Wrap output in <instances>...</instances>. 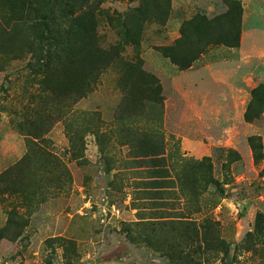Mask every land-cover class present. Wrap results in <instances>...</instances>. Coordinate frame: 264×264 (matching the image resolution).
<instances>
[{
  "label": "rangeland",
  "instance_id": "rangeland-1",
  "mask_svg": "<svg viewBox=\"0 0 264 264\" xmlns=\"http://www.w3.org/2000/svg\"><path fill=\"white\" fill-rule=\"evenodd\" d=\"M14 1L0 7V264H180L169 222L184 214L241 243L264 214V0L92 1L102 65L89 88L79 70L97 57L55 78L29 65ZM231 12L237 45L205 46L185 25ZM175 43L191 66L161 51ZM139 98L147 115L149 98L163 103L160 122L132 108ZM252 255L239 264H264Z\"/></svg>",
  "mask_w": 264,
  "mask_h": 264
},
{
  "label": "trees",
  "instance_id": "trees-1",
  "mask_svg": "<svg viewBox=\"0 0 264 264\" xmlns=\"http://www.w3.org/2000/svg\"><path fill=\"white\" fill-rule=\"evenodd\" d=\"M92 1L94 0H53L55 3L54 9L47 14L48 11L42 10L39 4L36 5L33 3V0H21L20 14L23 17L16 18V20L18 22L22 21L28 25L30 37L24 44L28 51L32 53V58L35 60V62L32 63L31 61V63H29V65H33L35 71L44 72L47 76L55 78L65 69L71 68L74 65L76 66L78 63H86L89 60H93L92 57H97V67L94 65L82 69L79 66L81 71L78 68L85 82V87L89 88V82L91 80L88 82H86V80L90 78V75L95 76L99 74L97 71L99 72L102 65L100 56L96 52L99 50V46L96 42V29L92 19L88 16V9L92 4H95V2ZM14 2V0H9L7 7H10L11 11L13 10V6H15ZM163 4L164 3L159 0V12L161 8H169L167 2H165V4H167L166 6ZM3 5H7V3ZM0 7L3 8L2 0H0ZM230 7L239 8V2H231ZM142 12L143 10L140 14L144 15ZM162 14H167V9L164 10ZM130 18L131 17H128L122 23L123 31L125 33L129 31V34L132 32V23L128 22ZM8 19V17L5 18L7 24H11L15 21L14 19ZM239 23V20H237L233 12H231L225 16H218L215 20L211 21H208L204 17L194 18L185 25H188L190 29H192V33L195 34V40L201 44H206L205 46L219 42H223L226 45H237L236 38L239 34ZM0 30L9 33L5 26H2ZM183 30H186V28ZM217 33L219 35H221V33L225 34L221 37L222 40H220V38L215 40ZM176 46L177 43L167 49L162 48L161 51L179 67L184 69L191 66V60L185 61L178 57L176 51L174 52ZM168 50L170 53H168ZM140 72L141 69L138 74H140ZM143 77L145 78L144 81ZM143 77L140 79H142V83L145 87L148 88L150 86L148 84H153V80L150 76L144 74ZM70 95L73 94L70 93ZM64 99H72V96L65 97ZM138 103L139 106L137 105ZM138 107L141 109V113L144 114V117H149V119L154 121L157 119H159V122L161 121L163 103L161 104L158 101L157 105L155 101L149 98V103L147 104L149 115L146 114L145 106L141 98H139L132 108L137 109ZM31 138H42V136L33 135ZM152 140L153 139L148 140L147 143H149V145L146 144L144 147L149 146L148 149L151 150L153 148ZM29 144L35 145V142H30ZM160 153L162 152L160 151ZM203 162L204 161L200 162V164L204 165ZM195 204L199 206L198 199L195 201ZM185 215L186 214L178 216L169 222V226H177L175 228V231L178 232L179 235L177 241V259L180 264H216L218 262L219 264H239L241 263L239 254L242 252H250L253 254L252 256H256V254L259 253V257L264 259V214L258 216L255 229L249 231L241 243L235 244L234 246L227 239L220 237V222L211 219L196 221L194 219H189L188 217H190V215ZM186 218L187 220H183ZM129 234L131 235L130 230ZM149 243L153 246L156 244L160 245L163 249V243H165V241L161 239V244H159V240L150 237ZM257 245H263L261 250L257 248ZM169 254L170 253H167V255Z\"/></svg>",
  "mask_w": 264,
  "mask_h": 264
}]
</instances>
